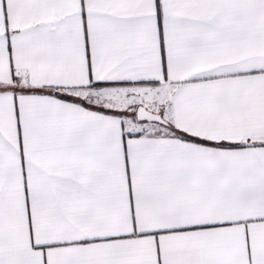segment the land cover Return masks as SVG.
Here are the masks:
<instances>
[{"label":"snow or ice","instance_id":"1","mask_svg":"<svg viewBox=\"0 0 264 264\" xmlns=\"http://www.w3.org/2000/svg\"><path fill=\"white\" fill-rule=\"evenodd\" d=\"M0 264H264V0H0Z\"/></svg>","mask_w":264,"mask_h":264}]
</instances>
